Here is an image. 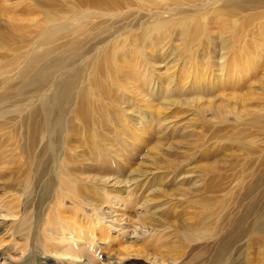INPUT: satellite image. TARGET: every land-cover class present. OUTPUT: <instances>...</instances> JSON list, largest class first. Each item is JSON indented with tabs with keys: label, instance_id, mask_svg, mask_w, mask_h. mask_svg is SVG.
Masks as SVG:
<instances>
[{
	"label": "rangeland",
	"instance_id": "374dc122",
	"mask_svg": "<svg viewBox=\"0 0 264 264\" xmlns=\"http://www.w3.org/2000/svg\"><path fill=\"white\" fill-rule=\"evenodd\" d=\"M88 2L0 0V264H264V0Z\"/></svg>",
	"mask_w": 264,
	"mask_h": 264
},
{
	"label": "bare ground",
	"instance_id": "6f19581e",
	"mask_svg": "<svg viewBox=\"0 0 264 264\" xmlns=\"http://www.w3.org/2000/svg\"><path fill=\"white\" fill-rule=\"evenodd\" d=\"M79 1V0H78ZM82 1H84V2H87V3H89L88 2V0H82ZM83 4V3H82ZM217 15H219V14H217ZM154 26V25H153ZM161 26H163V24H157V30H159L160 29V27ZM150 30V29H149ZM152 30H153V28H152ZM151 30V31H152ZM161 30V29H160ZM150 31V32H151ZM197 31H198V28H197ZM153 32H156V31H152V33ZM164 32V31H163ZM156 33H158V32H156ZM184 33H185V38L188 40V41H192L193 40V37H194V35L196 34L195 32H193V33H187L186 31H184ZM149 34V33H148ZM161 35V34H160ZM221 65H222V63H221ZM225 66V65H224ZM224 68V67H223ZM223 70V69H222ZM243 71V70H242ZM238 72H239V70H238ZM241 72V71H240ZM224 75H225V73H224ZM217 78V77H216ZM196 79V78H195ZM208 81V80H207ZM171 84V83H170ZM192 87V86H191ZM209 88V87H208ZM210 89V88H209ZM173 91H176V89H168V90H165V95L167 94V95H169V96H171V95H173L174 94V92ZM162 95V94H161ZM164 99H165V97H164ZM192 101V100H191ZM89 103V102H88ZM83 107H84V113H85V115L87 116V117H89V119L87 120V121H83V124H89L90 123V121H92L91 120V115H90V112L92 111H90L89 109H88V104H87V102H83ZM89 105H90V103H89ZM173 105V104H172ZM103 108V107H102ZM51 109H52V106H51V103L50 104H48L47 105V107H46V113L47 114H50L49 112L51 111ZM97 112H100V110L98 109V111ZM93 112H91V114H92ZM103 121V120H102ZM86 127V126H85ZM71 171L72 170H75V169H78V167L76 166V165H74V166H72L71 168H69ZM71 171H69V170H66V172H65V175H64V177L67 179L68 177H70L68 180H65V179H62L61 180V182H60V191L63 193V192H67V191H70V192H74V194H75V196H78L79 195V187H76V188H72V185L69 183L70 181H72L73 179H76V177H74V175H73V173H71ZM59 174H61V173H59ZM107 179H104V181H106ZM115 181V180H114ZM110 182H112V180L111 181H109L108 183H110ZM114 184H119L117 181H115L114 183H113V185ZM59 196V198H63V195H58ZM1 202V201H0ZM2 203V202H1ZM5 206V203H2V206H0L1 208H3ZM9 209L11 210L12 209V205H9ZM10 216H12L11 214H10ZM46 220H47V222H49V220H50V225H49V227H48V231H50L49 233L52 235V234H54L55 236H59V235H62V237H67L68 235H71V228L70 227H72V226H70V224H68V223H66L65 221H64V219L63 218H61L60 217V215H59V212H58V210H54V212H51L48 216H47V218H46ZM236 231V230H235ZM235 233H238V232H235ZM263 233H264V231H263ZM226 246H229L228 245V242H226V240H218L217 241V251H216V254L217 255H220L221 254V251L223 250V249H225V247Z\"/></svg>",
	"mask_w": 264,
	"mask_h": 264
}]
</instances>
